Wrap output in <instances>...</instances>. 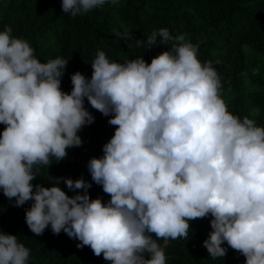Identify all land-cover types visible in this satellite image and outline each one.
<instances>
[{
	"label": "clouds",
	"instance_id": "9594fccd",
	"mask_svg": "<svg viewBox=\"0 0 264 264\" xmlns=\"http://www.w3.org/2000/svg\"><path fill=\"white\" fill-rule=\"evenodd\" d=\"M106 2L62 0V10L82 16ZM113 34L133 38L126 28ZM157 45L170 47L150 64L143 55L110 62L97 51L91 78L74 73L67 93L68 60L42 63L10 26L0 31V189L16 206L34 201L25 216L34 234L51 225L111 264H166L157 239H188L189 222L208 216L212 231L202 246L212 259L227 255L226 242L246 264H264V127L229 111L221 77L198 58L199 45L167 28L135 40L149 50ZM85 99L115 126L104 155L87 165L107 203L91 198L83 178L32 183L51 158L62 161L82 146L78 132L95 122ZM61 181L82 193L70 197ZM29 256L17 236L0 231V264H28Z\"/></svg>",
	"mask_w": 264,
	"mask_h": 264
},
{
	"label": "trees",
	"instance_id": "16d2710c",
	"mask_svg": "<svg viewBox=\"0 0 264 264\" xmlns=\"http://www.w3.org/2000/svg\"><path fill=\"white\" fill-rule=\"evenodd\" d=\"M9 26L12 36L27 40L42 63L57 57L68 60L61 80V90L67 93L72 90L74 73L79 71L91 78L97 51H104L110 62L123 63L143 55L150 64L170 45L149 50L136 47V39L146 41L161 28H167L173 36L184 34L199 45L201 62L211 61L220 75L229 111L241 119L249 116L257 126L264 127V0H119L115 5L107 0L103 6L76 17L63 12L62 0H0V31ZM125 28L133 37L128 42L113 34V29L123 32ZM256 69L258 74H254ZM85 107L95 122L78 132L82 146L69 148L62 161L51 158L52 165L41 166L32 183L52 187V177L83 178L92 183L91 198L107 203L110 196L92 181L87 165L91 158L104 155L103 146L114 135L115 126L108 123L111 116L93 109L86 99ZM5 127L0 124V134ZM59 186L70 197L82 193L69 190L63 181ZM33 203L16 206L15 198L9 200L0 189V231L17 236L30 250L28 264H111L102 255L95 256L88 246L78 248L80 241L63 231L54 234L51 225L42 235L34 234L25 219ZM211 219L190 221L188 239L165 241L153 236L165 252L166 264H246V257L226 242L222 245L227 248L224 258L209 256L202 245L212 231Z\"/></svg>",
	"mask_w": 264,
	"mask_h": 264
}]
</instances>
